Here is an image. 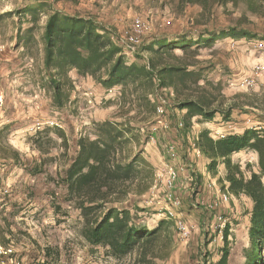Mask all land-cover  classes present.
<instances>
[{"label": "trees", "instance_id": "trees-1", "mask_svg": "<svg viewBox=\"0 0 264 264\" xmlns=\"http://www.w3.org/2000/svg\"><path fill=\"white\" fill-rule=\"evenodd\" d=\"M28 1L19 9L1 13L0 17L16 12L22 17L29 16L31 25L24 32L19 26L15 31L16 46L22 45L25 59L33 57L34 26L40 14H45L40 36L42 68L39 76L40 81H44L43 89L46 91L49 86L51 90L50 106L63 108L69 102L73 89L69 71L74 70L79 77L90 76L103 88L118 87L117 97H122L136 112L135 116L125 112L121 120L91 122L76 139L74 156L56 173L57 180L50 177L61 183V187L56 185L58 182L54 183L51 191L54 208H61L57 200L59 188L61 202L79 213L80 237L92 247L103 248L108 257L134 256L133 264H157L155 258L168 256L162 232L167 233L164 228L170 226L169 221L161 219L153 229L139 225L135 219L138 206L130 196H142L154 179V169L143 155L141 133L136 126L155 112L157 100H151L150 95H164L162 90L169 88L174 93V108L168 103L166 112L183 142L189 144L191 150L193 143L208 161L209 174L215 176L218 165L224 166V176L217 178L221 189L226 186L231 196H245L251 201L247 233L250 247L243 264H264V128L245 129L218 138H213L206 129L196 134L192 132L193 117L208 121L219 112L228 118L232 108L243 106L236 99L227 103L220 82L213 83L205 77V68L198 59V46L211 47L215 40L223 37L255 39L256 33L249 27L251 16L264 19V0H148L168 8L173 16L184 15L188 7L197 6L199 11L189 17L188 22L198 33L171 39L153 37L133 52L131 62L125 60L118 35L112 28L93 16L55 7L59 2L74 5L79 0ZM215 7L223 8L226 25L209 30L206 28ZM177 121L181 122V127H177ZM50 129L45 128L31 137L32 145L40 154L47 153L46 146L52 141L48 135ZM52 129L61 139L63 151L60 154L64 157L68 139L61 131L63 128ZM0 150L5 152L3 147ZM241 150L257 155V170H251L248 163L245 165L248 175L231 159L233 153ZM9 154L18 158L15 151L9 150ZM193 177L194 183L199 184L200 174L195 173ZM129 201H132L130 205ZM228 230L229 226L222 234L224 245L215 264H228ZM0 242L5 243L6 239L1 238ZM156 244L158 249L154 248ZM163 249L164 253H160Z\"/></svg>", "mask_w": 264, "mask_h": 264}, {"label": "rangeland", "instance_id": "rangeland-1", "mask_svg": "<svg viewBox=\"0 0 264 264\" xmlns=\"http://www.w3.org/2000/svg\"><path fill=\"white\" fill-rule=\"evenodd\" d=\"M27 3H29L28 0H0V14L19 9ZM55 7L69 13L78 12L83 15L93 16L97 21L112 28L117 35L123 33L129 27L133 17L141 16L149 23V28L143 37L144 43L157 36H166L168 39H171L175 36L180 37L182 34L188 35L192 33L195 36L198 33V29L192 30V25L188 22V17L191 16L189 12H184V15L181 16H173L168 8H161L160 5L150 3L148 0H79L74 5L69 2H59L55 4ZM217 13L209 21L206 29L211 30L226 25L223 11L217 10ZM251 19L252 25H249V27L256 33L255 39H264V20H261L259 17L256 19V16H251ZM44 21L45 14L41 13L33 31V57H31V60L30 57H27L25 60L32 64V78L29 77V81L24 82L19 79L23 75L20 72H26L24 68L18 69L17 67L13 69L9 67L8 69H0V83L3 85L5 91V109H2L4 105L0 107V121L2 119L5 120V117L9 119L8 122H4L5 125L0 124V147L5 149L4 153L0 150V204L5 203L4 207L7 208V213L4 216L0 213V221H4L3 225L8 229L6 231L4 228L3 232L0 231V239H5L6 235L12 234L9 238H12L15 241L14 243L17 244L13 243L15 248L17 247V255L19 251L24 252L25 248L31 247V244H34V248L37 245L43 249L49 246V256L52 258L49 264H133L134 256L132 255L115 259L106 256L104 249L101 247L94 249L85 246L86 242L80 237L79 233L78 211L61 202L62 196L59 188L57 200H59L58 203L61 204V208H54L55 203H52L53 196L51 191L54 183L58 181L54 182L50 177L57 180L56 173L61 171L64 163L75 154V140L85 128L90 126L91 122L108 119L121 120L125 112L128 115L135 116V109L133 106L124 103L125 100L122 97L108 95L105 92L106 88L100 86L93 78H91L92 80L90 78L88 80L85 79L80 85L79 81L82 82V77L75 76L74 74L73 78L69 75L73 83V89L70 93L72 96L69 102L63 108H52L49 102L51 90L48 85H45L48 86L46 91L43 89L41 83H44V81L41 82L39 76L42 68L40 36ZM30 25L31 20L28 15L22 17L16 12L11 16H2L0 17V36L4 35V39H7L10 33H13L18 26L24 32ZM199 29L202 30L203 27L199 26ZM6 47L12 48L13 45L7 46L5 44L4 49ZM233 47L235 51L240 52L242 45L235 44ZM208 48L210 47L204 45L198 46V59L201 62V66L205 68V77L208 75L207 69L210 65L208 64V60L203 58V56L209 52ZM229 51H231V48ZM2 52L0 51V53ZM177 52L179 51L177 50ZM243 52H245L244 55L249 59L242 64L243 68L245 71H252V67L258 61L259 55H257L258 53L255 49L251 50V52ZM123 55L127 62L133 60L131 54L125 52ZM16 58L18 59L19 56ZM21 60L22 64H24L25 61L22 58ZM215 74L218 73L216 72ZM227 74L230 76H225V90L227 93H233L234 90H231V88L227 89L229 87L227 80H230L232 77L231 73L225 72V75ZM209 76L212 77L213 75ZM209 81L212 80L209 79ZM78 85L79 87L77 88L76 86ZM239 86L243 87L240 90H235L239 93V98L237 97L236 99L239 103H243V105L257 103L259 105V108L251 105L243 108L245 117L240 120L243 123L242 129H239L235 119H229L230 122L228 123H221L222 120H217V125L208 126L204 120L193 117V134L206 129L213 138H218L220 135L241 133L244 131L243 129L262 128L264 126V124L259 123V121L264 122V115H260V112L264 111V94L256 96L255 94L259 93V90L256 89V92L252 90L253 86L246 87L241 84ZM223 87L224 84H221L222 89ZM162 91L166 93L164 95H168L165 97L169 99V105L174 108L172 100L174 97L173 91L169 88ZM88 95L94 99V106L89 109L84 100ZM160 95L159 93L155 97L150 95V99L153 100L155 98L158 101ZM223 95L226 99H231L233 96L231 94ZM36 101L41 103L38 109L33 107V103ZM3 110L5 111L3 112ZM35 115L42 118L56 117L63 124L61 131L64 132L65 137L68 139V148L64 157L60 154L63 151V147H60L61 139L58 138L55 129L51 128L48 132L52 141L46 146L48 149L47 153L42 152L40 154L38 149L32 145L31 137L33 134H29L27 127L31 117ZM140 117L141 115H138L137 118L141 119ZM169 118L167 112L163 116H158L155 111L153 115H148L140 121L136 127H138L141 133L142 141L140 144L143 155L152 165L154 173L158 169L163 168L165 164L172 163L166 155L164 144L167 141H173L177 146L179 157L174 161V164L183 166L184 172L180 173L175 187V193L180 197L181 205L174 210L183 220L191 225L190 237L187 240H181L173 220L165 218L164 211L168 205L164 202L161 185L156 187L153 199H150L149 189L140 197L130 196V198L137 203L138 211H136L135 219L139 225L153 229L161 219L170 223L167 229L164 228L167 233L162 232V235L165 237L162 239L165 241L164 247L168 249V256L164 259L155 258V263L201 264V259L205 254L214 256L217 259L224 245L223 239L216 238L212 241L214 235L211 234L208 226L212 221V213L203 207V203H200V201H204L205 203L207 202L206 200L212 199L215 196V192L207 187L209 181H214L219 188L221 186L217 179L209 178V176L206 180H200V187L198 189L197 187H193V190H191V186L194 185L193 176L195 173H199L197 168H202L204 171L203 166L206 167L207 164H203L204 157L202 155L199 157L193 155L192 150L188 147L189 144L187 145V143L183 142L182 137L176 132L174 124ZM163 120L167 121V128L162 126ZM151 136L154 137V143L149 141ZM9 150L15 151L18 154V158H12L13 156L9 154ZM231 159L233 162L241 165L245 175L249 174V171L245 168L246 163L250 165L251 170H257V155L253 151L241 150L236 154H232ZM223 168L224 166L220 163L215 176L219 175V170L224 176L223 173L225 172ZM192 171L193 174H191ZM56 185L61 187L60 182L56 183ZM132 201H129V205ZM250 202L245 196H240V198L231 196L227 203L221 204L217 209V211L225 214L230 222L227 238L229 251L228 264H243L245 253L250 247L247 234ZM134 210L133 208L131 209L132 212ZM59 243H61L60 248L57 246ZM38 247L37 249L40 250ZM154 248L158 249L157 244ZM58 249H60V252ZM33 250L36 256L41 255L40 252H36L35 249ZM60 253L62 256L58 257ZM160 253H164V249ZM18 258L20 259L19 256ZM63 260L66 261L63 262ZM22 263L24 264V262ZM39 264L46 263L39 262Z\"/></svg>", "mask_w": 264, "mask_h": 264}, {"label": "built area", "instance_id": "built-area-1", "mask_svg": "<svg viewBox=\"0 0 264 264\" xmlns=\"http://www.w3.org/2000/svg\"><path fill=\"white\" fill-rule=\"evenodd\" d=\"M149 28L148 21L141 17L135 16L132 18L129 27L123 31V33L118 35L119 43L122 47L123 52L133 54V52L143 43V37ZM252 46L258 50L260 54V58L252 67V75L249 77H245L240 80V84L246 87L254 86L256 84V78L258 75L264 73V39H252L250 41ZM4 46L0 47V51H2ZM43 90V89H42ZM108 95H112L114 97L119 95L118 87H111L105 89ZM113 98V97H112ZM86 101L85 104L87 108H91L94 106V99L89 95L84 98ZM168 98L160 95L158 97L157 105L155 111L158 116H163L166 112V108L168 105ZM5 103V91L0 83V107ZM41 103L36 101L33 103V107L35 109L40 108ZM162 122V121H161ZM63 124L57 118H42L38 115L32 116L30 123L28 124L27 130L29 134H35L38 131H41L45 128H53V127H62ZM162 126L164 128L168 127V123L166 120H163ZM177 127H181V122L177 121ZM259 129L260 127H254L253 129ZM226 135H220L219 137H223ZM150 142L154 143V137L151 136L149 139ZM193 155L196 157L201 156L199 150L191 143ZM165 152L167 157L172 161V163H167L161 169H158L154 173L153 182L149 188L150 199H153V194L158 185L162 186L163 189V198L165 204H167V208H165L164 215L165 218H170L173 220L174 226L177 230L178 236L181 240H187L191 234V225H189L182 217L175 212L174 209L180 207L181 199L175 193V187L177 181L179 180L180 173L184 172L183 166H177L174 164V161L178 159L179 155L177 152V146L173 141H167L164 144ZM196 183H194L195 185ZM192 185L193 187H200V184ZM207 187L211 188L215 192L214 198L204 203V201H200V203L204 204V208L212 213V221L210 222L209 231L213 236L212 241L216 238L220 240L223 239V232L227 226H229V218L217 211L218 207L221 204H225L228 202L231 197L230 193L226 190V186L224 189L219 188L214 181H209L207 183ZM159 214V213H157ZM217 260L214 256H209L208 254L203 255L201 259V264H215ZM0 264H23L22 261L18 258L16 254L15 246L12 242H9L6 245L0 243Z\"/></svg>", "mask_w": 264, "mask_h": 264}, {"label": "crops", "instance_id": "crops-1", "mask_svg": "<svg viewBox=\"0 0 264 264\" xmlns=\"http://www.w3.org/2000/svg\"><path fill=\"white\" fill-rule=\"evenodd\" d=\"M217 10H223V8L222 7H215L214 10H213V14H212L211 20L216 14H218ZM198 11H199V8L197 6L188 7L185 10V12H189L192 17H194L195 14ZM191 16H189V17H191ZM256 19H257V17H256ZM260 19L264 20L263 18H260ZM15 31L16 30H14L13 33L11 32L7 39H4V35L0 36V47L1 46H5V44L7 46H9L11 44L13 45L12 48L11 47H6L5 49L3 48V50H2L3 52L1 51L2 53H0V55H1V57H0V69H3V68L8 69L9 67H12L13 69H16L17 67H18V69H23L24 68L26 72H22L21 71L20 73H22L23 75L20 76L19 79L22 80L23 82L24 81H29V77L32 78V76H33L32 71H31L32 64L27 62V61H25L26 58L24 59V57H23L22 45L16 46ZM251 40L252 39H250L248 41L246 39L234 40V39H231V38L223 37V38L215 40L213 45L210 48H208L209 52H207L203 56V58L208 60V64L210 65V67L207 69V74H208V75L206 74L207 75L206 76L207 79L208 80L209 79L212 80L213 83L220 82L222 85L224 84V87H223L221 92L223 94H226V95H230V94L233 95L231 99H227L228 102L230 100L237 99V97L239 98V96H238L239 93H237L238 91H235V90H240V88H243V87L239 86L240 79H243L244 77H249L251 75V73H252L251 70L245 71V69L243 68L244 66L242 65L248 59L246 57V55H244L245 52H243V51L251 52V50L255 49L257 51V53H258V50L252 46V43L250 42ZM235 44L236 45L237 44H241L242 45V47L240 48L241 49L240 52L234 50L233 45H235ZM230 48H231V51H229ZM257 55H259V58H260V54L258 53ZM18 56H19V58L17 59L16 57H18ZM235 56H237V57H235ZM21 58L23 59V61H25L24 64H22ZM30 60H31V58H30ZM216 72L218 74H215ZM225 72L226 73H231V76H232L231 79L227 80L228 81V85H229V87L227 89L231 88V90H234L233 93H227L226 90H225V86H226V84H225L226 77L225 76H230L228 74L225 75ZM73 74L75 76H77V73L74 70H71L69 72V75L71 76V78H73V76H74ZM209 75H213V76L210 77ZM89 78L91 79V77H83V78H81L82 82L79 81V84L81 85V83H83L85 79L88 80ZM255 78L257 80V83H256V85H254L252 87V90H254L255 92H256V89L259 90V93L255 94L256 96H259V95L264 94V73L261 74V75H258ZM93 83H94V81H93ZM2 87H3V85H2ZM76 87L78 88L79 85L76 86ZM77 97H78V95H77ZM250 105H243L241 107L232 108L231 109V113L228 116V118H224L223 113L216 112L211 120H208L207 122L205 121V124L208 125V126H210V125L213 126V125H217L218 124L217 120H220V121L222 120L221 123H228V122H230L229 119H235L237 125L239 126V129L240 128L242 129L243 123L240 120L244 119V117H245V113H244L243 108L244 107H249ZM251 106H253V107L257 106V108H259V105H257V103H252ZM3 108L5 109V104H4V107H2V109ZM254 110H256V108H254ZM4 111L5 110H3V112ZM261 114L264 115V111L260 112V115ZM0 116H1V114H0ZM54 118H56V117H54ZM5 121L8 122L9 119L7 117H5V120L2 119V121H0V124H4L5 125V123H4ZM259 123L264 124V122H262V121H259ZM262 128H264V126ZM243 130H245V129H243ZM75 143H76V140L74 142V145H75ZM236 153H238V152H236ZM236 153H233V154H236ZM203 160H204L203 164H207L208 161L205 158H203ZM197 169L199 170L198 172H199V174L201 176V180H206V178L209 177V176H210L209 178H213V179H217L218 177H223V175L220 172V170L218 171L219 175L213 176V175H210L207 172L205 166H203L204 171L202 170V168L201 169L197 168ZM223 171L225 172L224 168H223ZM223 174H225V173H223ZM209 200H211V199H209ZM209 200H206V201H209ZM4 204L5 203H1L0 204V213L3 216L7 213V208L4 207L5 206ZM249 208H251V202H250ZM249 211H250V209H249ZM78 219H80L79 216H78ZM3 224H4V221L3 222L0 221V231L1 232H3V229L5 228ZM7 230L8 229H6V231ZM5 235H6V233H5ZM10 235H12V234H10ZM10 235H6V237H5L6 242L5 243H2V242H0V243L3 244V245L8 244L9 242L14 243L15 241L12 238H9ZM82 242H84V241H82ZM48 244H49V242H48ZM15 245H17V244H15ZM60 245H61V243H59L57 246L60 248L61 247ZM85 246H87L88 248L92 247V246H90L87 243H86ZM37 247H38V245L36 246V248H34V244H31V247H29L31 249L25 248L24 252L23 251H21V252L19 251L18 252V256L20 257V260L22 262H24V264H37V263L39 264V262H41V263L45 262L46 264H49V261L52 259L51 256H49V246L46 247L45 249L38 247V248H40V250H38ZM83 247H84V245H83ZM92 248L95 249L96 247H92ZM15 249L17 250V247ZM33 249H35L36 252H40L41 255L36 256L35 255V251ZM58 251L60 252V249H58ZM60 256H62L61 253H60V255L58 257H60ZM218 258L219 257H217V259ZM65 261L66 260H63V262H65Z\"/></svg>", "mask_w": 264, "mask_h": 264}]
</instances>
